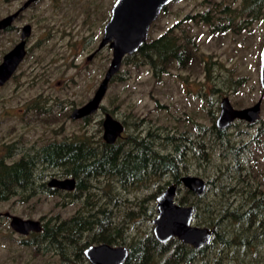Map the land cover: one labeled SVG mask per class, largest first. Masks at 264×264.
<instances>
[{
  "label": "rangeland",
  "instance_id": "rangeland-1",
  "mask_svg": "<svg viewBox=\"0 0 264 264\" xmlns=\"http://www.w3.org/2000/svg\"><path fill=\"white\" fill-rule=\"evenodd\" d=\"M23 1L0 0V18L13 12ZM115 1L39 0L23 12L17 25L32 24L31 53L16 74L0 87V149L14 143V158H18L33 150L35 145L38 147L53 139L88 136L98 141L104 134L100 122L106 112L126 122L123 138L129 134L148 136L152 132L157 148L163 152H175L174 142L168 143V135L195 134L196 137L190 138L204 142L209 161L200 163L195 151L185 148L188 154L185 175L216 181L204 197L200 218L194 220L196 225L208 226L205 220L215 218L216 214L211 216L205 206L222 199L223 202L232 201L235 206L246 205L244 193L222 195L220 192L217 195L221 180L239 188L238 191L249 184L254 187L260 184L264 190V136L259 134L262 139L259 143L253 139L264 123V89L260 82L264 8L262 15L249 23L241 10L242 0H176L151 27L149 38H156L173 25L182 23L181 27L196 36L198 59L188 68L173 66L161 79L154 76L149 66L137 68L133 64H123L103 100L106 110L100 109L88 123L74 120L70 117L73 108L93 97L111 63L109 46L91 61L87 56L98 47ZM227 6L232 14L226 12ZM205 12L213 14L215 23L231 25L232 18L236 28L222 31L212 24L185 19L188 15ZM177 33L182 34L181 31ZM18 37L16 32L0 36V61ZM125 70L127 74L123 79L119 75ZM227 96L236 108L252 106L263 99L261 119L257 123L248 126L246 122L236 121L237 124L228 129L230 145L239 147L245 143L241 163L246 169L241 173L235 169L237 162L233 155L222 154L229 148L228 141L225 139V145H221L211 133L213 115L218 118L222 99ZM195 125L200 129H195ZM181 142L190 144L186 139ZM45 173L48 174L46 181L52 177L64 178L56 169H46ZM181 188L183 193L186 188L183 185ZM154 191L150 188L127 190L116 180L103 177L92 180L83 200L39 193L27 202H21L18 197L0 202V264H61L54 249H43L44 245L36 253L31 246L21 244L20 241L30 235L16 233L9 225V218L4 216L5 212L53 224L54 220L50 219L58 214L68 218L81 208L91 210L109 204L114 207L115 221L119 224L124 221L126 225L127 243L146 234L151 224L154 226L146 218L130 220L127 216L136 207L135 202ZM223 228L235 233L247 232L245 224L231 221L225 222ZM255 229L262 231L259 226H252L249 231L254 233ZM210 253L214 256L213 251ZM230 256L223 260L224 264H264V240L246 247L245 253L241 248L236 249V254Z\"/></svg>",
  "mask_w": 264,
  "mask_h": 264
},
{
  "label": "trees",
  "instance_id": "trees-1",
  "mask_svg": "<svg viewBox=\"0 0 264 264\" xmlns=\"http://www.w3.org/2000/svg\"><path fill=\"white\" fill-rule=\"evenodd\" d=\"M228 7L226 12L232 14ZM263 8L264 0H242L241 10L249 23L250 20H256L262 15ZM185 19H196L197 22L212 24L213 28L222 31L236 28L233 27L232 18H230L231 25L215 23L211 12L188 15ZM181 26L182 23H178L160 36L149 38L136 53L127 55L123 64H133L137 68L149 66L158 79L170 73L173 66L190 67L198 59V42L196 36ZM178 31L182 34H178ZM125 74L127 70L125 73L122 71L119 77L124 79ZM88 120L86 119L85 122L87 123ZM215 120L216 117L213 115L211 132L222 145L225 139L227 140V130L217 128ZM195 128L200 129L199 126ZM258 130V134L264 136V123ZM166 138L168 143L174 142V153L159 150L152 132L148 136L129 134L127 138H119L114 144L105 142L103 138L96 141L88 136L53 139L38 147L35 145L33 150L23 153L18 158H14L15 144H7L3 150L0 149V202L8 201L13 197H18L21 202H27L39 193L64 195L83 200L92 186V180L104 177L116 180L127 190L155 189L139 202H135L136 207L127 215L130 220L141 217L152 222L157 213L154 203L157 196L173 183L178 186L176 198L178 203L194 205L195 219L200 218L204 197L216 185V181L215 179L208 181L209 188L204 196H197L186 187L182 193L181 177L185 172L187 173V168L186 165L181 168L185 150L181 146V149L179 148L178 141L183 140L184 136L168 135ZM261 140L259 138L256 143ZM228 141L230 149L227 148L222 154L223 156L232 154L237 162L235 169L241 173L245 170L241 163V156L244 155L245 150L243 151V146L230 145V139ZM195 153L200 163L202 160L209 161L207 147L203 141L197 142ZM255 160L258 161L257 157ZM46 169L59 170L61 174L59 176L64 178L74 177L77 181L75 190L65 191L50 187L45 180L48 176L45 173ZM168 178L170 180H167ZM259 186L260 184H256L255 187L254 184H249L238 191L239 188L235 189L231 184L220 181L219 190H216L217 195L220 192L222 195L226 192H234L235 195L244 193L249 199H246L245 206L243 204L235 206L232 201L223 202V199L214 205L205 206V211H209L211 216L213 213L216 214L215 218L210 217L205 220L209 227L215 228V233L211 243L202 249L184 243L177 237L166 243L160 242L152 224L146 234L125 243L126 225L124 221L121 224L115 221L114 207L109 204L91 210L81 208L68 218L58 214L50 219L54 220L53 224L43 223L41 232H33L28 239H23L20 243L31 246L36 253L44 245L43 249H54L61 264H92L84 251L89 245L102 242L127 245L129 257L124 264H224L223 260L231 258V253L236 254V249L241 248L245 253L246 247L251 246L255 241L264 240V190ZM227 221L233 224H245L247 232L241 234L224 229L223 225ZM252 226H259L262 231L258 232L255 229L252 233L249 231ZM211 251L214 256H211Z\"/></svg>",
  "mask_w": 264,
  "mask_h": 264
},
{
  "label": "water",
  "instance_id": "water-1",
  "mask_svg": "<svg viewBox=\"0 0 264 264\" xmlns=\"http://www.w3.org/2000/svg\"><path fill=\"white\" fill-rule=\"evenodd\" d=\"M38 0H27L20 8L0 19V29L10 25L17 15ZM173 0H116L111 17L104 27L102 40L95 52L88 56L92 60L95 55L109 46L112 49V60L99 84L94 96L84 105L73 110V119H82L97 112L105 98L113 78L120 72L124 58L136 53L149 39L153 23L159 18L163 8ZM32 30L31 24L22 27L21 41L9 50L0 63V86H3L12 76L16 67L25 55V43ZM260 82L264 89V46L261 54ZM263 99L254 105L236 108L230 98L224 97L221 102V111L216 120L220 129L229 127L237 119L256 123L261 119ZM104 140L113 144L123 135L125 125L110 113L104 119ZM184 187L197 196H204L209 188L208 181L202 176L186 174L181 177ZM48 185L66 191H73L77 181L74 177H52ZM177 184L167 187L156 198L157 213L152 219L154 233L160 242H169L177 237L184 243L197 249L209 245L215 233V228L196 225L194 205H181L177 201ZM9 218L10 227L18 234L28 236L33 232H41L43 222L39 219L22 218L18 215L5 212ZM85 256L92 264H124L129 257V248L125 245H114L107 242L89 245Z\"/></svg>",
  "mask_w": 264,
  "mask_h": 264
},
{
  "label": "flooded vegetation",
  "instance_id": "flooded-vegetation-1",
  "mask_svg": "<svg viewBox=\"0 0 264 264\" xmlns=\"http://www.w3.org/2000/svg\"><path fill=\"white\" fill-rule=\"evenodd\" d=\"M25 1H27V0H24L13 12H15V11H17L19 8H20V6L25 2ZM39 1V0H38ZM38 1H36V2H34V3H32L28 8H25L24 10H22L18 15H17V17L14 19V21L10 24V25H8L6 28H4V29H0V36H2V35H4V34H7V33H10V32H16V33H18V40L12 45V47L9 49V50H11L18 42H20L21 41V33H22V27L25 25V24H31L30 22H27V23H24V24H22V25H17V23H18V21L22 18V15H23V12H25V11H27V10H29V9H31L32 7H33V5L34 4H36ZM176 0H173L172 2H170L167 6H165L164 8H163V10H162V12H161V14L162 13H165L167 10H168V8H169V6H170V4L171 3H174ZM13 12H10V13H7L6 15H9V14H11V13H13ZM160 14V15H161ZM6 15H4V16H2L1 18H3V17H5ZM111 17V16H110ZM110 17H109V19H110ZM0 18V19H1ZM109 21V20H108ZM107 21V22H108ZM157 21V20H156ZM155 21V22H156ZM155 22L153 23V25L155 24ZM107 24V23H106ZM152 25V26H153ZM175 25H177V24H175ZM31 26H32V24H31ZM174 26V25H173ZM33 36V26H32V30H31V34H30V36L29 37H27V43H25V55H24V57H23V59L20 61V63L18 64V66L16 67V70L14 71V73L12 74V76L10 77V79L16 74V72H17V70H18V68H19V66L25 61V60H27V58H29L28 56L30 55V46H29V41H30V39H31V37ZM102 40V39H101ZM101 42V41H100ZM100 44V43H99ZM99 46V45H98ZM108 47V46H107ZM98 48V47H97ZM97 48L93 51V52H95L96 50H97ZM106 48V47H105ZM9 50H7V51H5L3 54H2V58H1V61L3 60V56L9 51ZM30 52V53H29ZM92 52V53H93ZM101 52V51H100ZM100 52H98L95 56H97ZM92 53H90V54H92ZM89 54V55H90ZM88 55V56H89ZM88 56H87V60H88ZM95 58V57H94ZM93 58V59H94ZM92 59V60H93ZM1 61H0V63H1ZM88 61H91V60H88ZM9 79V80H10ZM8 80V81H9ZM7 81V82H8ZM6 82V83H7ZM5 83V84H6ZM4 84V85H5ZM3 85V86H4ZM0 87H2V86H0ZM97 90V89H96ZM96 92V91H95ZM95 94V93H94ZM94 96V95H93ZM92 98V97H91ZM90 98V99H91ZM89 99V100H90ZM88 100V101H89ZM104 100V99H103ZM87 101V102H88ZM86 103V102H85ZM84 103V104H85ZM84 104H82V105H84ZM82 105H80V106H82ZM80 106H77V107H80ZM77 107H75V108H77ZM75 108H73V110L75 109ZM100 109H105L106 110V108L103 106V103H102V105H101V107H100ZM99 109V110H100ZM73 110H72V112H73ZM98 110V111H99ZM98 111L97 112H95V113H93V114H91V115H89V116H86V117H84V118H82V119H74V120H84V121H86V119H89L88 120V122L90 121V119L92 118V116L93 115H95L96 113H98ZM220 111H221V105H220ZM72 112L70 113V117H71V114H72ZM107 113H110V112H106L105 113V117H104V119L106 118V114ZM111 114V113H110ZM220 114V113H219ZM111 115H113V114H111ZM114 116V115H113ZM115 117V116H114ZM72 118V117H71ZM116 118V117H115ZM73 119V118H72ZM104 119L103 120H101V124H103L104 123ZM119 120V119H118ZM216 120H217V118H216ZM216 120H215V124H216ZM121 121V120H120ZM236 121H241V122H246L247 123V125L248 126H253V124H255V123H251V122H249V121H246V120H241V119H237ZM236 121H234L229 127H227V128H225L224 130H227V135H228V129L232 126V125H236L237 123H236ZM87 122V123H88ZM124 125L126 124V122H123V121H121ZM257 123V122H256ZM195 127H196V125H195ZM212 127H213V125H212ZM216 127L217 128H219L218 126H217V124H216ZM103 128H104V125H103ZM206 130H207V127L205 126L204 127ZM195 129H197V128H195ZM220 129V128H219ZM259 129V128H258ZM209 131H210V129H208ZM211 130H212V128H211ZM125 131V130H124ZM259 131V130H258ZM124 133V132H123ZM189 133V132H188ZM197 134H198V132H196ZM212 133V132H211ZM256 134H257V137H256ZM255 135H254V137H253V139H254V141L255 142H258V140H259V134L258 133H256ZM213 135V134H212ZM182 136H184V139H186V141H187V143H190V144H184L183 142H181L182 140H179L178 142H179V148L181 149V147H183L184 146V150H185V148H187L186 150H190V149H192L193 151H195L196 150V145H197V139L195 138H190V136H195V134H192V133H189V135L188 136H185V134H183V135H181V136H179V137H182ZM122 137H124L123 135L121 136V137H119V138H122ZM196 137V136H195ZM214 137V136H213ZM103 138V140H104V136L102 137ZM118 138V139H119ZM118 139H117V141H118ZM94 140V139H93ZM229 140V138H228V136H227V141ZM105 141V140H104ZM116 141V142H117ZM106 142V141H105ZM115 142V143H116ZM229 142V141H228ZM114 144V143H113ZM181 144V145H180ZM183 145V146H182ZM244 145H245V143H244ZM244 145H243V147H242V149H244ZM181 146V147H180ZM236 147V146H235ZM245 150V149H244ZM181 152H182V150H181ZM207 153H208V155H209V152L207 151ZM183 156H184V159H183V161H182V167L181 168H183V166L186 164V157L188 156V154H187V151H184V154H183ZM246 169V168H245ZM207 181H209V180H207ZM183 185V184H182ZM66 191V190H65ZM246 199H249L248 198V195H246V197H245V201H246Z\"/></svg>",
  "mask_w": 264,
  "mask_h": 264
},
{
  "label": "bare ground",
  "instance_id": "bare-ground-1",
  "mask_svg": "<svg viewBox=\"0 0 264 264\" xmlns=\"http://www.w3.org/2000/svg\"><path fill=\"white\" fill-rule=\"evenodd\" d=\"M32 234V233H31Z\"/></svg>",
  "mask_w": 264,
  "mask_h": 264
}]
</instances>
